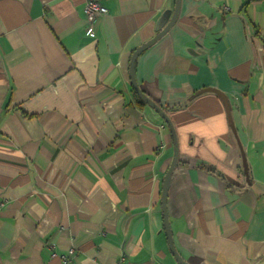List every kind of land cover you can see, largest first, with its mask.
Returning <instances> with one entry per match:
<instances>
[{
  "label": "crops",
  "instance_id": "obj_1",
  "mask_svg": "<svg viewBox=\"0 0 264 264\" xmlns=\"http://www.w3.org/2000/svg\"><path fill=\"white\" fill-rule=\"evenodd\" d=\"M0 0V264H179L164 118L134 51L176 0ZM179 157L167 210L190 264H264V0H181L136 62ZM215 87L230 101L248 163ZM140 98V97H139ZM56 246V251L50 248Z\"/></svg>",
  "mask_w": 264,
  "mask_h": 264
},
{
  "label": "water",
  "instance_id": "obj_2",
  "mask_svg": "<svg viewBox=\"0 0 264 264\" xmlns=\"http://www.w3.org/2000/svg\"><path fill=\"white\" fill-rule=\"evenodd\" d=\"M180 5H181V0H176L175 10L173 12V15H172L170 21L167 23V25L158 34H156L153 38H151L147 42L143 43L140 47H138L134 51L132 58H131V63H130V75H131L132 85H133L134 89L136 90L137 94L139 95V97L145 103H147L149 106H151L153 109H155L164 118V120L168 124L170 131H171V134L173 136L174 157H173L172 163H171V165H170V167L166 173V176L164 178L161 205H162V211H163V216H164V225H165V230H166L170 250H171L172 254L174 255L175 259L177 260V262L179 264H190L181 256V254L176 249V246H175L174 240H173L170 221L168 218V210H167V196H168L170 177H171V174H172V172H173V170H174V168L178 162V157H179V144H178V137L176 134V129L174 127L172 119L170 118V116L166 112V110L159 103L152 100L141 89V87H140V85L136 79V72H135L136 71V62H137L139 55L143 51H145L147 48L152 46L158 39H160L174 25V23L176 22V20L178 18L179 12H180ZM205 91H212V92L217 93L222 98V100L224 101L229 124H230V126H231V128H232V130L236 136V139H237V141L240 145L241 151H242L243 162H244V172L246 174V179H247V182L250 183V179H249L250 177H249V173H248V163L246 160V155H245V152L243 149L241 139L239 137L236 125H235L233 117H232V111H231V105H230L229 97L224 91H222L218 88H215V87L203 88L201 91H198L197 94H199L200 92H205Z\"/></svg>",
  "mask_w": 264,
  "mask_h": 264
},
{
  "label": "built area",
  "instance_id": "obj_3",
  "mask_svg": "<svg viewBox=\"0 0 264 264\" xmlns=\"http://www.w3.org/2000/svg\"><path fill=\"white\" fill-rule=\"evenodd\" d=\"M85 13H86V18L88 22V32L91 36L95 35V32L93 30V24L95 20L104 14L107 13L108 9L105 7L101 2L98 0H87L85 7H84ZM50 248L54 251H56V246L54 244H50ZM76 250L74 247H72L69 250V254H63L61 255L62 262L64 264H68L71 256L75 254Z\"/></svg>",
  "mask_w": 264,
  "mask_h": 264
},
{
  "label": "trees",
  "instance_id": "obj_4",
  "mask_svg": "<svg viewBox=\"0 0 264 264\" xmlns=\"http://www.w3.org/2000/svg\"><path fill=\"white\" fill-rule=\"evenodd\" d=\"M138 102L140 103V104H146L141 98H139L138 97Z\"/></svg>",
  "mask_w": 264,
  "mask_h": 264
}]
</instances>
